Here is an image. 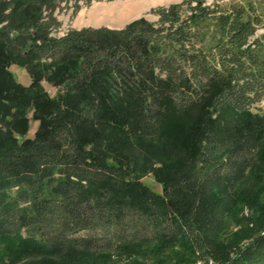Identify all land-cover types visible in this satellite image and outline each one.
<instances>
[{
	"label": "trees",
	"instance_id": "1",
	"mask_svg": "<svg viewBox=\"0 0 264 264\" xmlns=\"http://www.w3.org/2000/svg\"><path fill=\"white\" fill-rule=\"evenodd\" d=\"M73 1L74 14L92 2ZM69 2L0 0V100L11 103L0 108V239L45 255H123L157 241L208 261L264 134L254 109L264 0H182L153 9L154 21L58 35L55 13ZM11 62L36 81L18 85ZM42 75L56 97L40 91ZM32 109L39 127L28 137ZM142 141L158 147L163 193L143 181L152 161ZM256 225L219 264H264V218Z\"/></svg>",
	"mask_w": 264,
	"mask_h": 264
},
{
	"label": "rangeland",
	"instance_id": "2",
	"mask_svg": "<svg viewBox=\"0 0 264 264\" xmlns=\"http://www.w3.org/2000/svg\"><path fill=\"white\" fill-rule=\"evenodd\" d=\"M182 0H92L87 5L83 1L80 2L81 9L74 14V1L70 0L69 4H62L61 8L56 10L57 18L62 22V27L56 33L58 35L65 34L71 27L83 28L87 26L99 27L107 24H98L99 21L92 19V13L95 9L107 7L139 5L142 7L137 17L144 16L146 19L157 20L156 15L151 13L153 9L169 6L171 4L180 3ZM215 0H206L212 4ZM227 4L231 1L240 0H218ZM144 7V8H143ZM98 9V10H99ZM134 18L123 20L124 25L133 21ZM110 22V21H108ZM96 26H95V24ZM121 23V22H119ZM99 25V26H97ZM110 26V25H109ZM10 72L14 81L23 88L30 87L35 82L34 72L27 65H21L11 62L6 69ZM49 72L56 69L47 68ZM41 85L40 91H44L48 96L54 98L57 95L58 87L53 84L45 75L41 76L39 81ZM24 94V93H23ZM6 99L0 100V108H9L11 104ZM256 111L264 112V99L254 108ZM34 109L27 113L30 126L27 131L28 137H34L39 127V120L33 117ZM11 119V118H10ZM3 129L5 127L1 125ZM142 148V153L150 156L151 163L146 167V174L143 181L151 188V190L163 193L162 185L157 181L153 169L160 166L159 157L155 154L158 149L155 143L150 141H142L135 143ZM151 147H149L150 145ZM153 165V166H151ZM238 196L236 197L233 208L226 216L223 226L215 232V256L208 261L202 258L197 252H193L186 247L176 244L164 245L161 242L151 243L147 246H132L122 254H83L80 252H62L61 254L48 255L42 252L23 253L17 248L19 237L9 239L2 237L0 239V264H219V261L228 255H235V252L250 243L255 237L256 223H262L264 218V134L261 144L256 153V160L248 168L246 176L238 185ZM16 189L8 191L9 199L16 205ZM22 238L27 237V232L23 230L20 233Z\"/></svg>",
	"mask_w": 264,
	"mask_h": 264
},
{
	"label": "bare ground",
	"instance_id": "3",
	"mask_svg": "<svg viewBox=\"0 0 264 264\" xmlns=\"http://www.w3.org/2000/svg\"><path fill=\"white\" fill-rule=\"evenodd\" d=\"M98 9L99 8L95 9L94 13H92L91 16L92 19H96V21H99L98 23L99 25L102 23L104 24L109 23L111 27H118L124 24L122 22L123 20L134 18V16H136L140 12L142 7L139 5H133V6H128V8L125 9L124 6L119 5L117 7L115 6V7L102 8V10L101 9L98 10Z\"/></svg>",
	"mask_w": 264,
	"mask_h": 264
}]
</instances>
